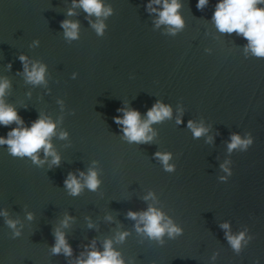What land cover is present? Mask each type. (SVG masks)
<instances>
[{
    "label": "water",
    "instance_id": "water-1",
    "mask_svg": "<svg viewBox=\"0 0 264 264\" xmlns=\"http://www.w3.org/2000/svg\"><path fill=\"white\" fill-rule=\"evenodd\" d=\"M148 2L103 0L111 14L99 18L105 28L97 34L98 18L73 0H0V78L10 82L3 99L26 126L50 118L60 156L50 167L41 149L38 165L0 145V211L7 213L0 215V264H75L85 245L95 241L103 251L109 239L124 264H264V58L245 51L242 35L217 30V0L202 9L179 0L184 26L175 35L155 25ZM64 20L78 22V38L65 37ZM21 55L30 66L45 65L43 83L27 82ZM156 101L171 107V117L150 125L152 141L129 143L113 120L123 115L117 109L135 108L143 119ZM190 120L208 131L195 137ZM16 126L0 125V136ZM233 134L254 143L229 152ZM157 152L171 155L174 170ZM89 168L98 188L70 195L68 173ZM150 205L182 234L165 233L161 243L137 232L127 213ZM57 229L71 256L52 253ZM226 231L243 232L247 244L235 251ZM122 232L128 235L117 240Z\"/></svg>",
    "mask_w": 264,
    "mask_h": 264
},
{
    "label": "clouds",
    "instance_id": "clouds-1",
    "mask_svg": "<svg viewBox=\"0 0 264 264\" xmlns=\"http://www.w3.org/2000/svg\"><path fill=\"white\" fill-rule=\"evenodd\" d=\"M207 3L208 0H197L196 7L197 9H202ZM153 5L159 7H154ZM73 7H81L89 16L95 15L98 19L92 24V27L97 34L103 33L105 24L99 18L107 17L111 14V8L105 6L103 0H73ZM181 7L179 0H149L146 5L150 13L157 14V18L154 21L155 25L157 27L162 24L169 26L168 32L173 35L184 26L183 18L179 13ZM72 14L73 12L70 9L68 15ZM212 20L219 32L228 34L235 32L237 35H242L248 41L245 47L246 52L250 51L252 55L264 58V0H217ZM61 27L64 29L66 38H78V22L64 20L61 22ZM19 59L22 62L23 74L27 82L31 84L44 82L45 65L31 62L30 66V62L24 55H21ZM9 87L10 82L6 78H0V125L7 126L14 122L17 126L10 129L6 136H0V145H7L10 155L31 158L32 162L38 165H42L45 162L37 155L42 149L45 159L51 157L49 166H58L60 156L54 151L51 143V137L55 134L56 124L50 118L41 115L32 121L30 126H26L18 111L13 106L5 103L3 99ZM117 111L123 112V115L114 116L113 120L118 126H121L120 130L129 143H147L152 141L155 133L150 128V125L165 118H170L172 114L171 107L161 101H156L147 110L146 118L143 119L139 110L135 108H118ZM177 123H181V120L177 119ZM187 126L192 130L195 137H200L208 131L202 124L197 125L191 120ZM66 136L67 132L60 133L61 139ZM209 140H211V137H209ZM253 143L254 140L251 135H247L246 138L242 139L238 134H233L228 144V150L231 152L237 147L241 150H247ZM154 155L160 159L166 171L174 170L173 165L168 163L171 158L170 154L157 152ZM221 167L224 166L222 165ZM225 171H227L226 168ZM100 183L97 171L94 168H89L87 173L80 171L79 176L71 172L68 173L64 180V187L70 195L75 196L85 187L95 191ZM151 196L152 194L149 193L145 199L147 200ZM0 215L7 216V213L0 211ZM127 215L137 221L135 225L137 232H142L149 238H154L161 243H163L161 238L165 233L170 238L174 235L182 234L181 228L176 226L170 218L166 219L162 211L151 205L145 211L139 213L130 210ZM28 219H32L31 214L28 215ZM69 219V217H65L61 222L63 226L67 227ZM108 219H111V217L109 216ZM6 223L10 228H15L17 222L6 220ZM141 224L143 227L140 226ZM91 226L89 224V227ZM221 227L227 230L229 225L224 223ZM19 234V231H17L14 236ZM127 235V232L119 233L116 239L122 241ZM225 236L231 247L237 252L241 248L242 241L247 244L243 232L232 235L226 231ZM85 248L88 250L86 253H81L75 264H124L121 254L113 249L112 240L110 239L104 241L103 251L96 249L95 241L85 245ZM51 251L53 254L62 252L65 256H71L72 254V248L68 244L65 234L59 229L55 231V244L52 246ZM255 264H259L258 259Z\"/></svg>",
    "mask_w": 264,
    "mask_h": 264
}]
</instances>
